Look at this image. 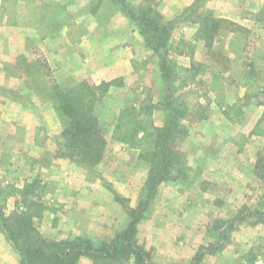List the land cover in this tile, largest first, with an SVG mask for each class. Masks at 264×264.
Here are the masks:
<instances>
[{
    "label": "rangeland",
    "instance_id": "rangeland-1",
    "mask_svg": "<svg viewBox=\"0 0 264 264\" xmlns=\"http://www.w3.org/2000/svg\"><path fill=\"white\" fill-rule=\"evenodd\" d=\"M95 3L96 0H34L40 21L35 27L21 26L24 29L20 31L24 32L26 40L24 49L16 50L17 41L23 35L21 32L2 35L8 42L1 47L2 50L6 54L10 52L8 56L14 54L5 61L3 73L7 79L12 78L15 89L9 90L2 85L0 90L9 97H19L25 111L17 115L0 113V186H22L36 181L41 199L55 210L44 211L34 219L39 232L47 238L86 235L96 240L112 235L120 224H125L128 216L123 204L131 206L137 202L147 165L138 158L137 150L124 145L125 149L123 144L110 141L117 109L124 104H138L149 93L155 106L154 123L161 125L163 120V111L158 105L163 82L156 59L144 46L136 28L113 4L104 1L92 12ZM263 3L264 0H206L193 14L176 18L170 43L177 46L179 40L184 41L178 47L182 53L175 56L177 62L181 65L186 63L185 57L192 53L193 59L201 60L202 64L195 77L189 78L188 86L176 90L175 95H179L180 100L193 103L191 111L186 112L182 120L188 129L187 136L178 143V147L185 153L191 167L204 169L208 179L206 193L210 195L201 193L196 186L177 192L178 183L175 182L161 183L164 192L163 189L158 192L161 185L157 186L152 205L159 208L164 205L166 208L165 203L168 202L175 208L181 206L190 211L187 213L189 218L185 219L191 224L189 234L182 237V244L172 238L175 249H182L186 238L195 245V253L201 246H207L210 241L206 236L201 237L206 225L218 218L233 219L237 209L242 205L253 207L258 195L264 191V184L252 173L256 152L264 151V135H248L260 115V103L264 102V26L255 23L250 14ZM162 6L163 2L159 0L158 10ZM210 14L227 18L248 29L247 57L252 63L255 80L245 97L244 74L250 66H247L248 61H237L233 55L224 54L229 34L220 29L214 37L213 51L220 53L215 57L204 53L206 49L200 41H194L199 20ZM0 26L1 30L2 26L10 25L3 23ZM84 30L92 32L88 35V32L82 33ZM69 32L77 42H66V37L70 40ZM48 37L53 38L48 41ZM122 42L133 48L128 73L114 77L118 85L111 87L103 104L97 108L107 144L101 161L92 170L88 169L86 176L90 174L89 181H98L88 183L84 197L74 201L65 194L70 190V184L80 183L78 172L85 169L70 158L56 157V140L59 139L61 125L47 93L48 85L55 81L67 88L82 79L93 81L85 71L97 76L99 69L96 66L102 62L105 67L109 66L110 58ZM127 54L129 56V51ZM45 60L49 66L48 75L42 66ZM209 70L222 71V90L209 92L203 89L201 79L206 78L204 73ZM201 71L204 72L201 74ZM240 97L238 105L243 113L235 117L227 112V106ZM198 117L200 119L196 120ZM35 133L38 139L34 137ZM225 138L231 143H223ZM114 193L124 200L118 201ZM66 199L72 201V205L67 204ZM16 204L14 197L8 198L5 212L14 210ZM226 235L222 248L203 254L194 264H248L247 258L253 259V264H264L263 224L233 221ZM191 245L188 244L192 248ZM148 250L152 258L155 248ZM5 262L12 264V258ZM190 262L191 257H188L165 264ZM78 264L90 263L85 259Z\"/></svg>",
    "mask_w": 264,
    "mask_h": 264
},
{
    "label": "trees",
    "instance_id": "trees-1",
    "mask_svg": "<svg viewBox=\"0 0 264 264\" xmlns=\"http://www.w3.org/2000/svg\"><path fill=\"white\" fill-rule=\"evenodd\" d=\"M104 1L113 4L136 28L144 46L156 59L163 82L158 101L163 111L161 125L154 123L155 106L150 100V94L146 93L138 104L118 107L110 133V141L137 150L138 158L146 163L147 171L141 193L134 205L123 204L128 216L127 223L112 235L96 240L86 235L53 239L43 236L34 224V219L41 216L42 212L55 211L41 199L36 181L26 182L22 186H0V232L17 255V264H78L85 259L90 264H159L152 260L150 251L136 237L138 224L150 213L157 186L164 182H175L182 191L190 189L195 183L205 182L201 180V170L191 167L185 153L178 147V143L187 136L188 129L182 120L185 113L191 111L193 103L180 100L179 95H175L176 90L188 86L189 78L195 77L202 64L201 60L193 59L192 53L189 54L191 62L188 66L179 64L175 56L182 53L178 47L184 41L179 40L177 46H173L170 38L176 18L193 14L206 0H192L171 20H165L158 10L159 0H96L92 12ZM250 14L255 23L264 26V3ZM39 21L40 15L34 0H0V24L35 27ZM220 29L229 34L223 49L224 54L233 55L237 61H248L247 66H250V70L244 74L245 97L255 80L252 63L247 57L248 29L227 18L210 14L199 20L194 41L202 43L206 49L204 53L208 52L213 57L220 55L213 51V40L220 33ZM70 34L69 32L67 36L70 37ZM70 41L77 39L70 37ZM42 66L47 74L49 66L46 60ZM221 73L220 70L206 71V78L201 79L204 83L203 89L209 92L222 90L224 83ZM117 85L115 78L98 83L82 79L67 88L61 87L55 81L48 85L47 93L61 125L60 136L56 140V157H67L78 162L86 170V175L88 169L92 170L101 161L107 144L97 108L103 104L111 87ZM241 99L242 97L228 105L227 112L240 117L243 110L238 102ZM260 105L261 113L250 130V135H264V102ZM34 137L38 139V134L35 133ZM252 173L264 184V151L256 152ZM88 177L90 174L86 176ZM114 194L118 201L124 200L117 193ZM10 197L15 198L17 206L6 213V201ZM232 217L233 219L218 218L206 226L205 236L210 242L197 250L190 264L200 260L203 254L222 248L233 221L264 225V191L258 195L253 207L242 205ZM247 263L253 264V259L247 258Z\"/></svg>",
    "mask_w": 264,
    "mask_h": 264
},
{
    "label": "crops",
    "instance_id": "crops-1",
    "mask_svg": "<svg viewBox=\"0 0 264 264\" xmlns=\"http://www.w3.org/2000/svg\"><path fill=\"white\" fill-rule=\"evenodd\" d=\"M163 2V6L161 7V9L159 10L163 16V18L165 20H171L174 19L179 12H181V9L184 8V6L189 5L192 0H162ZM170 11V12H169ZM81 24V23H80ZM83 26V24H81ZM1 27V26H0ZM41 27V25H40ZM3 29L0 30V86L2 85H6V87H8L9 90H13L15 89L14 83L12 81V78L9 77L8 79L4 76V63L7 60V58L9 57V60L11 59L12 55H14L13 53L10 54V56H8V54L10 52H8V54H6V51H3L1 47H4L8 44V42L5 40V36L2 35H7L10 34L12 32L19 33L21 32L20 30L24 29L23 27H15V26H7V27H3ZM38 28V27H37ZM42 28V27H41ZM88 32V30H87ZM86 30H84V32L82 33H87ZM92 32V30H89V32L87 33L88 35ZM23 35L18 39L17 41V46H16V50H23L25 45H26V40L24 37V32H21ZM68 34V33H67ZM53 37H48V41H51ZM66 42L70 44H73L74 41L72 43V41H70L67 37H66ZM119 49H116L114 51L113 56L110 58V62L111 64L106 68L105 67V63L102 62L101 65L96 66V69H99L98 74H96L97 76H94L93 73H89L85 71L86 75H91V78L93 81L99 82L101 80H110L114 77H118V76H122L124 74L128 73L129 70V66L131 65V58L133 55V48L130 47L129 43L125 44V43H120L118 44ZM129 46V47H128ZM97 47H94V49H96ZM129 51V56L127 54V52ZM14 52V50H13ZM187 62H182V65L184 66H188V61L190 60L189 57H185ZM112 67V68H110ZM83 72V71H82ZM98 77V79L96 78ZM8 92V91H6ZM13 94V93H12ZM20 99L19 97H9L6 94L2 93V90H0V113L4 114V115H17V114H23L24 113V106L23 104L20 103ZM262 109V106H261ZM261 113V110H260ZM259 117V116H258ZM258 119V118H257ZM256 122V121H255ZM254 125V124H253ZM253 127V126H252ZM251 130V129H250ZM250 132V131H249ZM248 135H250L248 133ZM257 136V135H256ZM230 142V139L225 138L223 140V143H227ZM117 145H122L120 143H115ZM124 147V145H123ZM125 148V147H124ZM127 149V148H125ZM254 160V159H253ZM253 164V162H252ZM193 167V166H192ZM197 168H199L201 170V180L205 181L202 182L200 184L195 183L190 189H192L193 187H198L201 191V193H206V185L208 182V179L205 178L204 175V169H202L199 166H195ZM147 171V170H146ZM80 174V183H75V184H70L68 186V188L70 190H67L66 192V197L73 198L75 199L74 201H80V199L82 197H84L87 189H86V185L92 184L96 181H98V179H94V180H87L86 178V170H80V172H78ZM146 176V175H145ZM145 178V177H144ZM207 181V182H206ZM72 182V180H69V183ZM165 184V183H162ZM160 184L161 186H159L158 188V192H160L163 189L164 192V188L163 185ZM209 186V185H208ZM168 190V188L166 189ZM177 192H183L184 190L180 191L179 188L177 187ZM188 190V189H185ZM110 193V192H109ZM107 195V194H106ZM206 196H209L210 194H205ZM72 196V197H70ZM207 201V199H206ZM65 202L67 204L72 205L71 203H73L72 201L66 199ZM165 206L163 205L162 208H159V206L157 207L156 204L152 205V209H150V213L148 215L147 218H145L144 220H142L137 227V234L136 237L138 239V242L143 244L145 246L146 249L153 247L155 248L154 252H156L153 256H152V260L156 263L159 264H165V262H168L170 260H175L177 258H188L193 256V253L195 249H193V247H195V245H191L192 242L190 239L186 238V245L182 248V249H175V245H174V241L173 239H176L178 243L182 244L183 242L182 237L184 235H188L189 234V227L191 226V224H189V222L186 223V217L189 218L190 214L189 213V209L186 207H177L176 208L174 206H172V204L166 202ZM81 207V206H80ZM161 207V206H160ZM127 223V220L125 222V224H120V228H123ZM209 225V224H208ZM207 226V225H206ZM206 228V227H205ZM118 229V230H119ZM177 235V236H176ZM168 236V238H167ZM205 236V230H204V234L201 235V237ZM173 238V239H172ZM175 240V241H176ZM210 241V239H208ZM191 245V247L188 246ZM12 258V264H17V255L15 254V252L12 250V248L10 247V245L8 244V242L5 240L4 235L2 234V232H0V264H11L8 262H5L9 259Z\"/></svg>",
    "mask_w": 264,
    "mask_h": 264
}]
</instances>
